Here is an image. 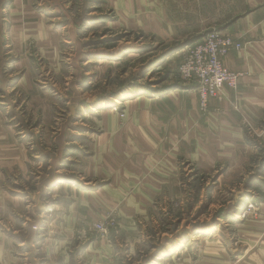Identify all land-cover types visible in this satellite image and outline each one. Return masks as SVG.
Returning a JSON list of instances; mask_svg holds the SVG:
<instances>
[{"label": "rangeland", "instance_id": "374dc122", "mask_svg": "<svg viewBox=\"0 0 264 264\" xmlns=\"http://www.w3.org/2000/svg\"><path fill=\"white\" fill-rule=\"evenodd\" d=\"M43 1L58 40L54 59L33 46L16 68L17 56L0 60V264H88V244L118 230L111 213L90 226L71 222L72 235L64 221L65 204L99 185L80 171L95 119L110 108L121 116V103L178 87L188 47L256 0H124L125 9L120 0ZM261 128L248 130L254 152L242 169L186 168L179 190L158 201L143 227L144 236L158 233L157 246L142 238L137 259L172 264L170 257L191 259L209 238L235 240L234 226L264 200Z\"/></svg>", "mask_w": 264, "mask_h": 264}, {"label": "crops", "instance_id": "0c3cea01", "mask_svg": "<svg viewBox=\"0 0 264 264\" xmlns=\"http://www.w3.org/2000/svg\"><path fill=\"white\" fill-rule=\"evenodd\" d=\"M252 6L222 29L242 44L223 57L225 67L242 72L238 85L222 87L205 111L199 107L194 85L183 82L164 94L138 96L121 103L122 117L110 108L95 119L98 132L91 139V154L80 171L99 185L80 190L65 204L68 214L64 221L72 235L76 228L71 222L90 226L111 213L118 230L88 244L84 250L91 259L88 264H145L134 253L144 237L157 246L158 233L144 236L143 227L152 220L150 215L158 201L179 190L186 168L193 166L208 173L227 163V171L233 172L242 169L254 152L247 133L260 130L264 124V0H256ZM45 10L43 0H0V60L15 55L16 68L24 64L33 46L48 60L54 59L58 40ZM262 167L258 175L261 181L264 160ZM256 209L234 226L235 240L228 243L220 236L209 238L191 259L183 254L180 260L170 257V261L264 264V200L256 203ZM152 250L153 246L146 252L145 261Z\"/></svg>", "mask_w": 264, "mask_h": 264}, {"label": "built area", "instance_id": "2783aa9c", "mask_svg": "<svg viewBox=\"0 0 264 264\" xmlns=\"http://www.w3.org/2000/svg\"><path fill=\"white\" fill-rule=\"evenodd\" d=\"M241 42L220 30H210L189 46L182 57L178 73L184 83L193 84L202 111L208 108L211 98L216 97L222 87L236 88L242 72L230 70L223 64V57L232 49H239ZM124 114H121L123 116ZM248 209L241 213L246 217ZM112 225H108L107 228ZM106 232L104 223L96 224Z\"/></svg>", "mask_w": 264, "mask_h": 264}, {"label": "bare ground", "instance_id": "6f19581e", "mask_svg": "<svg viewBox=\"0 0 264 264\" xmlns=\"http://www.w3.org/2000/svg\"><path fill=\"white\" fill-rule=\"evenodd\" d=\"M123 104H125V103H123Z\"/></svg>", "mask_w": 264, "mask_h": 264}]
</instances>
